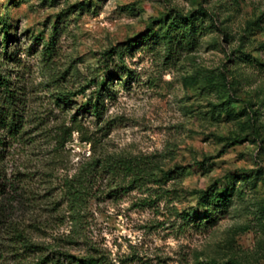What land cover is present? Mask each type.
<instances>
[{
	"label": "rangeland",
	"instance_id": "1",
	"mask_svg": "<svg viewBox=\"0 0 264 264\" xmlns=\"http://www.w3.org/2000/svg\"><path fill=\"white\" fill-rule=\"evenodd\" d=\"M0 18V264H264V0H0Z\"/></svg>",
	"mask_w": 264,
	"mask_h": 264
},
{
	"label": "trees",
	"instance_id": "2",
	"mask_svg": "<svg viewBox=\"0 0 264 264\" xmlns=\"http://www.w3.org/2000/svg\"><path fill=\"white\" fill-rule=\"evenodd\" d=\"M195 13H201L202 15H206V12L204 10H199V11H195ZM183 23L185 24H190L191 26H194L195 24V20H196V16L193 13H189L186 15H182L181 18ZM0 21L3 22L4 27L8 30L9 28V23L7 21L6 18H0ZM9 39H10V33L8 32L7 35L4 38V48L6 50H8V43H9ZM108 82H103L101 83L97 89H96V95H97V100L95 103H93V99H89L88 103L86 104V107L88 109L89 112L93 113L96 117L100 118L102 111H101V105L104 104V96H103V91L105 90V88L108 86ZM12 86V81L10 80V78L7 75H3L2 73H0V88L2 90H4L5 94H6V100H12L14 98V92L15 90H13L11 88ZM255 113V119L256 118H260V116H262V112L261 111H256ZM6 117L5 115L0 111V130H3L5 128H9L10 131H12L15 127V123L12 122H6L5 121ZM78 124V123H76ZM76 126V125H75ZM17 128V127H16ZM79 125L74 127L73 129H71L70 133L72 134L74 131H79ZM16 132L18 131L17 129L15 130ZM13 132V131H12ZM3 141H0V145L3 144ZM213 192L208 193L205 192L204 196L205 198L212 196ZM227 193H217L214 195L213 199H211L212 201H209V203H206V207L210 206V204L212 202H219V201H223L224 197L226 196ZM72 202L74 206H77L81 200V195L82 192L79 189L73 188L72 191ZM24 236L23 232H20L19 230L17 231L15 237L17 239H20ZM18 243L22 244V249L24 251H28L31 249H36V251H40L41 253H43V248L42 246H38L35 245L34 243H32L31 241L28 240H18ZM64 258L65 261H61V257ZM59 257L56 258H44L41 257L38 261V263L36 264H43L45 263V259H47L48 263H52V264H111L110 261L106 258V256L100 255L98 253H90L85 255L84 257H78V256H74L71 255L69 253H58ZM211 264V263H209Z\"/></svg>",
	"mask_w": 264,
	"mask_h": 264
}]
</instances>
